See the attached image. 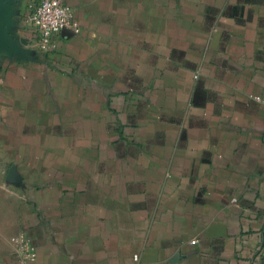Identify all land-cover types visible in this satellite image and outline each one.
<instances>
[{
    "label": "crops",
    "instance_id": "obj_1",
    "mask_svg": "<svg viewBox=\"0 0 264 264\" xmlns=\"http://www.w3.org/2000/svg\"><path fill=\"white\" fill-rule=\"evenodd\" d=\"M36 1L0 0V264H264V0H64L49 50Z\"/></svg>",
    "mask_w": 264,
    "mask_h": 264
},
{
    "label": "built area",
    "instance_id": "obj_2",
    "mask_svg": "<svg viewBox=\"0 0 264 264\" xmlns=\"http://www.w3.org/2000/svg\"><path fill=\"white\" fill-rule=\"evenodd\" d=\"M28 21L39 35V46L43 50L54 47L55 36L65 30H78V22L71 8L64 0H37L29 7ZM192 240L191 243H195ZM18 252L21 260L33 256V247L26 234L21 233L17 239ZM137 260V255L133 257Z\"/></svg>",
    "mask_w": 264,
    "mask_h": 264
}]
</instances>
